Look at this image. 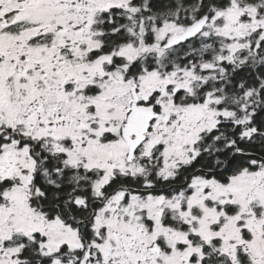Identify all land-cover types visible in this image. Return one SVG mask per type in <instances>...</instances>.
<instances>
[{
	"label": "snow or ice",
	"instance_id": "1",
	"mask_svg": "<svg viewBox=\"0 0 264 264\" xmlns=\"http://www.w3.org/2000/svg\"><path fill=\"white\" fill-rule=\"evenodd\" d=\"M0 264H264V0H0Z\"/></svg>",
	"mask_w": 264,
	"mask_h": 264
}]
</instances>
